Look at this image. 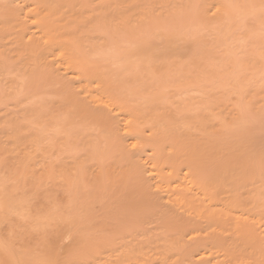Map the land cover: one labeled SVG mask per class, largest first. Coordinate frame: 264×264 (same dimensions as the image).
<instances>
[{
  "label": "bare ground",
  "instance_id": "1",
  "mask_svg": "<svg viewBox=\"0 0 264 264\" xmlns=\"http://www.w3.org/2000/svg\"><path fill=\"white\" fill-rule=\"evenodd\" d=\"M236 1H239V0H236ZM255 1H257V0H255ZM259 1L255 2L254 4L257 5L259 3ZM84 2L86 5L89 2V0L88 1L84 0ZM192 2H193V0H192ZM222 2H223V0H222ZM224 2H225V4L227 3L226 0ZM9 3L10 4L8 5V2H7V4H6L7 8L3 9L1 14H0L1 15L0 31L1 30H4L6 32L8 31L9 33H7V34H10L11 39L14 40L19 45V47H18L19 50L17 53H15V56L20 58L21 55H23V54L27 55V58L30 59V62L33 64L32 67H34V68L33 69H32V67L27 68L28 70H30L28 72L25 71V70H27L26 67H24L25 70H24V68H23V70L20 68V67H23L24 65L27 66L26 63L23 65V64H21L22 63L21 62L20 64L23 66H20L19 63L17 64L16 70L18 71V69H20L18 71L20 73H17L19 78L22 79L24 76L26 78L24 80V83L26 81V83L24 85L32 82L33 80L35 82L38 81L36 79L38 77V79L41 80L44 85L48 84V82L50 81L49 85L52 84L51 86L55 88V86H53V85H58V83H60L63 79H64L63 82L67 80L65 83L61 82L62 83V86H61L62 91H60V93L62 94V95L60 94L62 96L61 97L62 100H60V101H62L61 105L64 108V114H65L64 117L61 116L62 114L61 115L59 114V116H61L62 118L54 116L56 111H54L53 107H52L53 109H50V107L52 105H50V107L48 109H46V108L43 109V111H42L43 107H41V111L44 112L46 110V112H47V110H50V111L53 110L54 115L49 114V116H48V118L50 117L52 119V122H55L56 120H58V124H59V120L61 119V122L59 124V126L61 125L60 130L63 129L65 134L63 135V133H62V136H61V134L59 133L60 130L58 131V133L61 137L59 138L60 141L58 140L57 141L58 143H56V144L59 146V150L62 149L64 151L68 152L69 151L68 149H70L71 151H69V152L70 153L74 152V154L72 155L68 152L67 154L72 155V156L68 155L71 159L67 158L68 156H67V154H65L66 157L65 156L64 157L68 160L65 161L64 157L59 156L60 158H62V161L61 160L57 161L56 164L53 161V163L49 164V166L46 164L47 165L46 166L47 167L46 172H45V170H46L45 166L41 165L42 167H40V168L43 169V171L41 173V174H43L41 176V179L43 177L44 181H46V180L52 178L51 182H53V184L55 183L54 180H56L58 182V183H55L53 185V189H50V187H49V189H47V190H50V191H48V193L49 192H51V193L47 194V192H46L47 190H46L44 193L46 195H45V197H43L44 194H42V191H44V190L41 189L42 191L40 190L41 192H38L39 188H37V189H36V187L30 188L29 184H28V186H27V184H24L25 180L28 181L29 179L33 178V177H31L30 173L33 172L32 176L36 177L34 175V170H36V169L33 170V166H34V164H36V161H37L36 158L41 155L40 159L38 158L39 159L38 161H40L43 158H45V159H43L45 161L48 157V156H46L47 152H49L48 154H50L51 156L53 153L52 151L51 152L48 151L49 150L48 147L50 145V142L47 141L48 138L46 140L47 141L46 142L47 143V151H46L45 150L46 144H44L45 139H43V138H45V136H44V134H42V136H40L41 134L39 135L40 130H38L39 127H37V124H40L43 122H38L40 120H37L38 123H36L35 122L36 119H35V121L33 120L36 123V127H37L36 132H38V133L36 134L34 132L36 135L32 131L30 133H33V134L30 135V133H29L28 135H30V136L27 135V133L30 131V130H28V128L33 127L35 125H31V126L26 125L28 128L26 129V126H25V129H24V128H21V125L24 126V124L21 123V125L20 124L16 125V126H20L19 130L17 128L15 130H14V128H12L13 132H11L9 134V136L12 135V137H10V138L8 137L10 140H8L7 138L5 139L4 136H3V138L5 139L4 141L0 139L1 143H2V141L4 143L7 140V141H9V142H7V144H9V145L11 143L14 144L13 146L11 144V146L12 147L15 146L14 149L17 151V155H13V157L11 154H9V153H12V151H14L12 147H10L8 145L6 147L5 145H3L5 148L0 147V150H1V152H3V150L5 149V152H3L2 154H4V153L6 154V152L10 151L8 153V155H9L8 157L4 154L5 157L8 158L11 161V163L13 160H11L10 157L12 159L13 158L16 159L13 161V162H15L13 164V166L16 167L17 164H18V166L20 165V167H18L17 169L19 171L20 170L22 171L21 173L18 171L19 173L17 175L12 174L14 176H12V175L9 176L10 173H8V175H6L7 172L4 175L0 174V230L2 229L0 231V234H1L0 236L1 237L5 236V237H3V239L0 237L1 238L0 239V260L6 261L7 264H71V263L72 264L73 263L80 264L79 261L83 262V261H81L82 259L86 260L88 258L87 260H89L90 256H91V258H93V257L97 256V255H95L96 253L99 255L101 252H105L104 249L103 250L100 249V253L96 252L97 247L101 246L99 241H101L102 239H105L108 241L111 238H112V240H114V237H117V236L121 237L124 233V230H128L129 227L131 228L130 224L132 221L128 218L130 220V224H129L128 220L124 219L125 216L127 217L128 215H125L123 217V215L126 212H125V209L123 210L122 205L126 204L125 206H128L129 208L128 207L127 208L129 210H131L130 208L133 209L134 204H135L136 208H137V209L134 208L135 211H137V210H139L137 212L144 211L145 210V204L144 203H147V204L149 203L148 199L146 198V195L148 196V194H150V195L152 194V195H154L153 197L156 196L157 197L156 199H158L156 203H158V201H160L162 203V199L166 200V202L163 201L165 203V206H166V212H167L166 215L164 213L162 214L163 209L161 208L162 206L160 207V209H162L161 214L165 215V218H164L163 222H161V224L164 223L163 226L166 227V229L168 230L170 238L168 235H166V237H168V238H165V240L167 241V242H165V241H163L164 237L162 240V238H161L162 236L158 235L160 237V240H162V241L157 242L156 244L154 243L155 245H152V243H150V242H153L152 240H154V238H151V237L148 238L151 247H149V244L147 245V243H146V242H148V240L146 242H144L145 246L147 245L146 247H149V249L146 248L147 251L145 249L143 250V248H145V247L142 246V242H141V245L138 244L135 247H132L130 244L129 249L122 251V253H120L121 251L118 252L119 256L116 255L117 256L116 257L117 262L115 259L111 260L112 262L113 261L116 262V263L113 262L114 264H182V263H184V264H187V263L188 264H264V208L261 209L264 206V205H262L264 199L262 197V201L259 202L261 204H258L257 201H256V203H254L255 202L254 194H252L249 191V189H251V187L248 189L246 187V189H247V190L245 189L246 195H247L246 197H243V192L241 190V189H243L244 186H248V185H246V183H247L246 181H249L248 180L250 178L249 174H252L251 173L252 171H250V170H253L252 168H254V167H252V166H254L253 161H255L257 163L258 159L259 160L263 159V157L261 158L262 155H260L261 151H258V150H260V148L258 149V147H260V145L255 143L256 141L250 140V139H252V138H250L251 136H249L250 139L248 137L246 138L245 135H243L244 133H242V132H240V133L245 138L243 136H240V134L238 132L237 133L239 134L238 135L239 137H236L237 135L235 137H232V135L230 133H232L233 131L228 133L231 135V137H229L227 134H226L227 136L225 135V133H227L225 131V129H226L225 124H224L225 122H223L224 120L222 121L219 117V116H222V114L218 116V114L220 113V111H217L219 106L218 105L215 106V104H217L218 102H216L214 104V106L217 107V109L214 107L213 108L214 110L211 108L212 110L210 112L204 111L205 113L202 112V114H200V115H196V114L192 115V114H189V112H190L189 110H191V109L193 110L194 108L191 107V109L188 110L189 107L185 101H183V102L185 103V106H187V107H185L186 109L181 108L182 106H180V104H179L181 102L176 103L179 99L176 100V102H173V105L175 104L176 108H174L175 106L168 105V104H171L172 102L170 100L171 98H169L170 96L168 97L169 101H170L169 103L167 102L168 100L167 101L165 100L167 95H168V93H166L167 91L164 88L166 86L163 87L161 85L163 87V89L166 91V92H164V90H159V89H162V87L158 88L157 85L159 83L156 84V87L152 84L153 82H155V80L152 83L149 82L150 76L155 74V77H156V72L160 71V70L156 71V69H159V68H154V66L152 64V63H155L154 61H156V60H154V58L157 59L156 57H158L159 55H162V59H164V60H162V63L164 62L165 64H168L165 67L169 66L171 69L172 68L171 66H173V65L170 66L168 61L165 62V60H168L170 58V55H171L172 59H173V57H178L175 55L176 53H177V55L180 53H183V55H186V54H184V52L186 53L187 47L182 45L180 47V50L177 51L179 49V47L173 46L174 41L171 40V41H173L172 46H171V43L168 42L169 44L164 45V47L166 49L163 47V45H161L163 47V48H161L162 52L160 51V48H159V52H158V48L155 46V44H156L155 40L153 43H150V42L148 43V41L145 42L146 38H148V37L144 38L145 41L142 40L143 42L142 41L139 42L137 39L136 42H138V43L133 44L134 46H132V48H127V49L124 48V46H123V48H122V46H120L122 49L120 47H118V43H115V40L113 43L117 44L116 46H115V44L105 46L107 43L104 45V42H107V40L106 41L104 40V42L102 44L99 43L100 41L98 42L97 40L95 41V43L93 41H92V43H90L88 40H86L87 42H89L92 45L95 44L94 46L97 45L96 42L99 43V47L96 46L97 47V48L95 47L96 49L94 47H93V49L90 48L91 51H88V52H90V54H91L90 55V54H87V52L81 51L82 45L79 42H83V41H80V39L82 40L81 36L84 37L83 36L84 33L82 34V33L77 32V34H76V31L77 30L79 31L80 27L82 25L80 24L81 26L80 27L78 26L79 27L78 28L76 24L79 25V23H75V25L77 27V28L75 27L76 28L75 32H74V26L75 25L73 27H70L72 25V24H70V22L77 18V16H78L77 13L80 12V9L84 5V3H80V0H12V2H9ZM186 3H188V2H186ZM107 4H110V3L107 2ZM112 4H114V3H111V5ZM188 4H190V3H188ZM237 4H238V2H237ZM249 4H250L249 8L254 5V4L251 5V2ZM0 5H3V4L0 2ZM190 5H192V4H190ZM231 5L232 4H229V6H231ZM114 6H115V4L113 5V7ZM177 6L179 7V5H177ZM222 6H224V5L222 4ZM240 6H241V4H240ZM244 6H245V4L243 5V7ZM217 7L219 10L221 9L219 6H217ZM217 7H216V9H217ZM243 7H242V9H240L239 7H236V5H235V8H237V10L239 12H240V10H242L244 12L248 8V6H247V8H245V10H243ZM111 8H112V6H111ZM226 8H224V9H226ZM103 9H105V8L103 7ZM103 9H101V11ZM231 9H232V6H231ZM97 10L95 12H97ZM117 10H118V7H117ZM205 10H206V8H205ZM232 11H236V10H234V8H233ZM118 12L119 11H116L115 14L116 13L118 14ZM124 12H123V14L126 16V18H128L127 13H129L130 11L129 12L126 11L127 12L126 14ZM179 12H180V10H179ZM224 12H225V10H224ZM112 14H114V13H112ZM215 14H219V15H217V17H219V16L221 17L220 13H214V15ZM90 15H91V13L88 16H90ZM148 15H149V12H148ZM109 16L110 15H108V17ZM211 16H212V14H211ZM80 17L82 18V20H79V18H77L76 20L77 21L79 20V22L80 21L83 22L84 20L87 21V19L83 20L82 16H80ZM91 20L92 19L89 18V21H91ZM98 21H99V19H98ZM129 21L127 20V22H129ZM140 21L142 23L144 22L143 19ZM124 22H126V21H124ZM146 22H145V24H146ZM244 22L246 23V21H244ZM93 23H95V22H93ZM119 23L117 21V24H119ZM149 23H151V22H149ZM157 23H159L158 20H157ZM120 24H122V23H120ZM120 24L118 26H120ZM224 24H226V23H224ZM224 24H221V26H223ZM95 25H96V23H95ZM130 25H132V24H130ZM102 26L104 27V24ZM102 26H99V27H102ZM118 26L116 25V27H118ZM186 26H187V24H186ZM227 26L224 29L229 28V31H230V28H232V27H227ZM110 27H111V25H110ZM121 27H125V26H120V29H121ZM126 27H128L127 23H126ZM188 27L189 26H187L185 28V30ZM87 28H89V30H90V27H87ZM113 28H115V27L113 26ZM182 28H184V27L182 26ZM84 29L82 31L85 32L86 30H84ZM109 29L110 28H108V30ZM136 29H138V27ZM216 29L220 31L221 28L218 29V27H217ZM92 30L93 29H91L89 32L86 31V33L87 32L91 33ZM115 30H118V29L116 28ZM214 30H215V28H214ZM107 31H104V32L106 33ZM119 31L121 32V30H119ZM129 31H131V30H129ZM180 31H178V32H180ZM222 31H224V30H222ZM160 32L161 31H159V36H161L163 34L162 33L160 35ZM232 32H233V30H232ZM5 33L1 32V36H3ZM112 33H111V35H113ZM153 33H151L152 36L154 35ZM166 34H167V36H169L168 33H166ZM76 35L78 37H76ZM180 35L178 34V36H180ZM224 35H226V34L224 33ZM155 36H156V34L154 35V37ZM79 37H80V39H79ZM103 37H104V35H103ZM199 37H202V35ZM160 38L161 37H159V38L157 37V41ZM148 39L150 40V38H148ZM101 41H103V40H101ZM128 41H126V42H128ZM175 41H176V38H175ZM180 41L183 43L182 39ZM87 42L84 44H88ZM117 42H118V40H117ZM121 42H124V40ZM160 43H161V41H160ZM162 43H167V42L162 41ZM178 43H179V41H178ZM119 45H121V44H119ZM158 45H160V44H158ZM168 45H170L169 48H168ZM100 46L101 47L103 46L104 48L106 47V49H103V47L100 48ZM107 47H111V48L108 49ZM83 48H84V46H83ZM84 49H83V51H84ZM86 49H88V48H86ZM99 49H100V51L98 52ZM163 49H165V50L163 51ZM93 50L95 52L99 53L100 56L95 54V52L92 53ZM103 50L104 51L106 50V51L103 52ZM109 50H111V51H109ZM261 50H263V49H261ZM187 51H188V48H187ZM195 51H197V50L195 49ZM198 52H199V50H198ZM202 52H204V51H202ZM159 53H161V54H159ZM191 53H193V51ZM261 53H262V51H261ZM231 54L233 55V53H231ZM258 54H260V53H258ZM94 55H96L97 59L91 60V58H93ZM173 55H175V56H173ZM192 55H194V54H192ZM262 55H263V53H262ZM262 55H260V56L262 57ZM164 56H166V57H164ZM168 56H169V58H168ZM179 56H182V55H179ZM199 56H201L200 53H199ZM100 57L103 58L104 64H107L106 60H108L110 63L107 64V66L105 65V67H104V64L102 63ZM183 57L185 58V56H183ZM188 57H190V56L188 55ZM187 58L185 60H187ZM200 58H199V60H200ZM229 58H230V56H229ZM192 59H193V57H192ZM15 60H16V58H15ZM18 60H16V61H18ZM96 60H98V61H96ZM179 60H178V62H179ZM95 61H96V63H95ZM194 61H196V60H194ZM235 61H236V59H235ZM2 62L4 63V60ZM222 62H223V60H222ZM228 62H231V60ZM160 63L156 62V64H159L158 66L161 65ZM164 63H163V65H165ZM182 63H184V61L181 62V64ZM224 63H226V62H224ZM156 64H154L155 67H157ZM181 64H179L180 67L183 66V64L182 65ZM198 64L200 65V63H198ZM3 65L1 64V67ZM13 65H15V64H13ZM97 65L102 66V67H100L101 69ZM255 65L256 64H254V66ZM106 67L108 70H105ZM162 67L164 68V66H162ZM31 69L33 71L35 70L34 72L37 75V76L35 75L36 77H34V78L31 77V75L33 73V72H31L32 71ZM102 69H104V70H102ZM170 69L167 68V70H165V68H164L165 74ZM172 70H174V69H171V71ZM180 70H182V69L180 68L179 71ZM204 70H206V69H204ZM214 70H215V68H214ZM7 71H10V70H7ZM24 71H25V75H24ZM216 71H218V70H216ZM12 72H10V73H12ZM26 72H27V74H26ZM29 72L31 73V75L29 77H27ZM14 73H15V71H14ZM4 74H3V77H5ZM17 74H15V75H17ZM157 74L159 75L158 72H157ZM160 74H161V72H160ZM184 74H186V73L184 72ZM191 74L193 75V73H191ZM213 74H216V73L213 72ZM223 74H225V73H223ZM7 75H9V74H7ZM168 75H170V74L168 73ZM200 75H203V74H200ZM220 75H221V73H220ZM188 76H186V77H188ZM61 78H62V80H61ZM160 78H161V75H160ZM209 78H211V77H209ZM151 79H153V78H151ZM212 79H215V78H212ZM27 80H31V81L28 82ZM34 81H33V83H34ZM41 81H39V82H41ZM51 81L54 83H51ZM156 81H157V79H156ZM158 81H160V80H158ZM191 81H193V79H191ZM216 81H218V80H216ZM227 81H229V80H227ZM240 81H241V79H240ZM4 82H5V80H4ZM185 82L192 83L188 79ZM185 82H184V84H185ZM200 82H201V80H200ZM42 83H40L39 85H41ZM161 84H163V82ZM166 84H168V82ZM196 84H198V83H196ZM37 85H35V86H37ZM186 85H188V84H186ZM220 85H221V83H220ZM226 85H227V83L225 84V86ZM27 86H28L27 89L29 90V87L31 85L30 86L27 85ZM181 86L183 89L182 83H181ZM181 86H180V88H179V85L177 87L179 89H181ZM225 86H224V88H225ZM170 87H172V85H170ZM221 87H223V85ZM229 87L231 88V84ZM233 87H237V86H233ZM46 88H48V86ZM156 88H158V90ZM185 88L187 89V86ZM215 88H217V87L215 86ZM173 89H175V91L177 90L174 87H173ZM234 89L236 90L237 88H234ZM240 89H242V88L240 87ZM33 90H34V88H33ZM225 90H227V87ZM38 91H40V90H38ZM51 91H52V89H51ZM170 91H169V93H170ZM185 92H182V93H185ZM25 93H26V91H25ZM48 93H50V91ZM52 93L53 92H51V94ZM165 93H166V95H165ZM179 93H181V92H179ZM179 93L177 91V94H179ZM186 93H188V92H186ZM232 93L233 92H231V94ZM170 94L172 96V92ZM185 95H188V94H185ZM223 95H224V92H223ZM239 95H240V93H239ZM29 96H30V94H29ZM179 97H181V95ZM215 97H214V99H215ZM188 98H189V96H188ZM184 99H186V98H183V100ZM190 99H191V97H190ZM214 99L212 98L211 102ZM222 100L224 101V99H222ZM193 102H195V101L192 100L191 104H193ZM204 104H205V101H204ZM163 105H166L165 107L169 106V108L162 107ZM182 105H184V104L182 103ZM195 105H193V106H195ZM211 105L213 106V103ZM211 105H210V107H211ZM177 106H180V109ZM204 106L205 105H203V108H204ZM196 107H198V106H196ZM161 108H163V110H161ZM203 108L200 107L201 110ZM239 108H240V105H239ZM34 109L36 110V108L33 107L32 110L34 111ZM200 109H198V110H200ZM38 110L40 111V107H38L37 111ZM60 110H57L58 113L60 112ZM201 110L199 112H201ZM62 111H63V109L61 110V113H62ZM193 112H195V110ZM41 113L39 114L40 116H41ZM35 114H36V112L34 113V115ZM42 114H43V116H45L44 113H42ZM56 114H57V112H56ZM225 115H228V114H225ZM36 116H38V115L36 114ZM40 116H38L39 117L38 119H40ZM226 117H229V116H226ZM18 118H17V120H18ZM50 118L48 119L49 121H51ZM231 118L232 117L229 118L230 122L232 121ZM18 121L20 123V120H18ZM33 121L30 120V122H33ZM226 122H227V120H226ZM232 122H236V121L233 120ZM232 122H231V124H232ZM47 123H46V125H47ZM245 123H248V122H245ZM12 124H14V123H12ZM28 125H30V123ZM89 125H91L92 127L94 126L93 128L98 130L95 133H97V132L100 133V134L97 133L99 138L101 137L99 139L100 145H101L102 139H104L103 141H105V139L108 138V140L105 141L107 145L104 144L105 142H102L103 146L108 147L106 149L107 152L105 150H103V148H105V147H102V145L100 146L98 144L99 145L98 146L97 144L93 143L92 140L94 138L91 140L92 136H90L89 133H87L88 136H85L88 139H86L84 137L85 132H86L84 130H86L87 129L86 126H89ZM91 126H90V128L92 129ZM231 126H233V125H231ZM44 127H45V124H44ZM55 128L57 129V127H55ZM83 128H84V130H83ZM90 128L87 130H91ZM241 128L243 129V127H241ZM33 129H34V127H33ZM39 129H41V128H39ZM24 130H26V133ZM42 130H43V128H42ZM14 131L18 132V134L15 133ZM19 131H21V132L24 131V133L26 135L24 133L19 132ZM68 131H69V133H68ZM72 131H74V132H72ZM220 131H221V133H220ZM240 131H241V129H240ZM48 132H49V130H48ZM222 132H224V133H222ZM7 133H9V132H7ZM74 133H75V136L77 135L76 137L73 136ZM77 133H79V134H77ZM95 133H92V134L95 135ZM218 133H219V135H218ZM223 134H224V136H223ZM34 135L37 136L38 139ZM38 135L40 137H43V136L44 137L40 138ZM50 135H52V134H50ZM46 136H47V134H46ZM63 137H64V139H62ZM261 137L263 138V136H261ZM0 138H1V136H0ZM39 138H40V140H39ZM50 138H51V136H50ZM54 138H55V136H54ZM82 138H84V139H82ZM57 139H58V137H57ZM57 139L56 138L53 139L52 143H53V141L56 142ZM89 139L92 141L94 146L97 145L96 147H98V149H97L98 153L97 152L92 153V152H94L96 147L94 148L93 144L90 143L91 141H89ZM42 140H43V144H42ZM81 140L83 141L82 142L83 144L79 143V142H81ZM95 140H97V138ZM36 141H38V143H40V145ZM263 141H264V139H263ZM263 141H262V144H263ZM36 143L38 144V147H40L41 144L44 145L45 146V147L43 146V149L45 148L44 151L41 148L39 149L37 147ZM76 143H79L77 145L78 146L80 145V147H84V149H86L85 147L92 145L93 146L92 149L89 150V152L90 151L91 152L86 153L84 155H82L83 152H82V154H79V152L78 153L75 152L77 150V147H78L76 145ZM259 143H261V142H259ZM53 144H55V143H53ZM58 146H56V147H58ZM72 147L75 148L76 150L73 151ZM93 148H94V150H93ZM99 148H100V151H99ZM84 149L80 148V151L84 150ZM108 149H109L111 154L109 153ZM16 151H14V152L16 153ZM102 151H103V153H101ZM107 153H109V155ZM61 154H62V152H61ZM34 155H38V156L36 157ZM50 155H49V157H50ZM34 157H36V158H34ZM57 158H58V156H57ZM48 159H50V158H48ZM50 161L47 160V162H50ZM53 164H54V166H52ZM256 165L259 166V163ZM10 166H12V164ZM43 166H44V168H43ZM28 167L29 168L32 167L33 171L30 172L31 170ZM37 168L39 169V167H37ZM3 171L5 172V170H3ZM38 171L39 170H36L35 172H38ZM40 171H41V169H40ZM14 172H16V171H14ZM48 174H49V176H48ZM36 178H34V179H36ZM34 179L29 180V182L34 183ZM23 180H24V182H23ZM86 180H87V182L88 181L89 182L87 183ZM27 181H26V183H27ZM47 182H49V180L46 181L45 183H47ZM84 182L86 185L83 184ZM249 182H251V181H249ZM37 183H35L34 185L38 186L39 184H37ZM89 183H91V184L88 187L87 185ZM56 184H58V186H56ZM30 185H32V184H30ZM47 185H49V183ZM94 185L96 187V188H94V191H93L94 194H93V192L87 191V189H85L87 187L89 189L90 187H92ZM252 185H253V183H252ZM45 186H46V184H45ZM259 187L260 186H258V188ZM47 188H48V186H47ZM254 188H256V187H254ZM95 189H96V192H95ZM89 190H93V189L90 188ZM245 190H243V191H245ZM256 190H257V188H256ZM60 192H61V194L63 193L62 196H61V194H59ZM88 192H89V194H88ZM96 193H98V196ZM113 193H115V195H113ZM259 193L255 194L258 198L257 199L258 201H260L261 196L263 195V194L260 195L261 193L260 194ZM90 194H91V198H88L90 196ZM95 194H96V196H94ZM105 194L106 195L112 194V197L114 196L115 199H110V195H108L109 197H107V196H105ZM37 195H39L41 197L38 198L39 196L37 197ZM57 196L63 197V200H61V198L55 199L54 197H57ZM64 197H66V199H64ZM96 197H99V198H97V200H99L100 197H101V199L103 198V200H104L103 201L100 199L98 201L99 202L98 205H100V201H101V203H102V201L104 203H106L105 200H107V199H109V201L112 200V202L110 201V203H113V205L115 202V205L112 206L107 200V202L109 204L108 203H106V204L109 208L105 206V207H102V209L104 210L107 208L106 211L109 210V212H112V210H110V209H113L116 206L115 209H117L116 211H118V213L115 210H113L116 212V214L114 215L113 213H115V212H112V215L110 213L109 217H107L108 216L107 213H109V212H106L105 210L103 212L104 214L102 213L101 215H99V213H101L102 209L100 210V212H99V209H97L99 213L98 212L96 213L97 210L94 209L96 207L95 205L97 203V200H95ZM41 198H43V200ZM94 201H95V203H93ZM58 202H60V203H58ZM92 204L95 207H93ZM255 204H258V205H255ZM117 205H119V206L121 205L120 207L122 209L118 206L119 207V210H118ZM259 205H261V206H259ZM101 206H104V204L102 203ZM154 207H157V206L155 205ZM259 207H261V208H259ZM34 208H36V209L38 208L39 213L43 212V211L44 212L41 214H39L38 212L36 213V209L33 210ZM91 209L95 212H93ZM158 209H159V207H158ZM123 211H124V214H122ZM104 215H107V216H105V219L106 218L109 219L110 222L113 221L112 222L113 225H111V224L110 225H111V227L113 226V228L115 230L112 231V229H111L112 233L108 235L111 238H109V237L106 238L107 237L106 236L105 238L101 239V237H100V239H99L98 237L101 236L105 230L102 231V233H101V232H99L100 230L98 231L96 228V230L99 233H101L100 235L98 234L99 236H96L97 233H96V235L93 234V233H95L94 231H96V230H94L93 232H92V230L98 224L103 223L102 221H98L97 219L101 218L99 216H104ZM137 215H139V214H137ZM162 215H160V216H162ZM141 216H143V215H141ZM131 217H132V215H131ZM160 218L162 219V217H160ZM105 219L102 218L104 223L109 224L107 221H105ZM142 219H140V220H142ZM134 220H136V219H134ZM19 221L20 222L22 221L21 225H25L26 223H29L28 225L26 224L27 225L26 228L28 226L30 227V225H31L30 229L34 228L35 231L41 232L40 236L38 233V236L41 238H39L37 236V234H35L36 239H37V240L36 239L35 240L37 242L41 241V239L43 240V241L39 242V243H42L41 245L39 243L37 244V242L34 239L31 242L28 241V239L26 237H25L26 238L25 240H27V243H26V241H25V243L22 242L24 240V238L22 239V241H19V243L21 242L20 243L21 245L24 244V246H21L20 249L16 248V246H17V245H15L16 243L14 244V242H13L14 245H12V242H10V241H13V240H10L11 233H12L11 231L16 226V225L14 226V224H17ZM97 221L99 223H95ZM14 222H16V223H14ZM121 222H122V224H121ZM134 222H132V224ZM126 223H128V224H126ZM136 224H138V223H136ZM48 225L50 227H55V225H56V227L59 228V230H60V231L54 230L55 232L53 230H51V233L53 231V233H52L53 239H52V236L48 232H46L48 230L45 231L48 235L44 234V231L42 233L41 228L46 229V227H49ZM110 225H108V226L110 227ZM123 225H126V226L123 227ZM98 226H100V225H98ZM127 226H129V227H127ZM138 226H139V224H138ZM10 227H12L11 230H10ZM103 227H105L104 224H103ZM103 227H101V229ZM135 227H136V225H135ZM88 228H89V230H91V229L92 230L90 232H88L89 231ZM34 230H32V231H34ZM86 230H88V231H86ZM130 230H128V231H130ZM57 231H59L60 234ZM85 231H86V233H85ZM120 231H121V233L122 232L123 233L120 234ZM23 232H24V230H23ZM56 232L58 235L55 234ZM64 232L67 233V237H69V236L71 237V244H69L70 240L66 242V240L69 238L64 237V236H66V235H64V234H66ZM87 232H88V236H87ZM115 232H116V234H115ZM131 232L132 231H130L129 234ZM165 232H163L162 234L163 235L166 234ZM43 234H44V236L45 235L47 236L46 238L51 237V240L50 239L46 240V238L44 239ZM91 234L93 235L92 237H91ZM133 234H135L134 231H133ZM113 235H114V237H113ZM150 235H148V236H150ZM35 236L32 235V236H28V237L34 238ZM135 236L136 235H134V237ZM155 236H157V235H154V237ZM6 237L9 238V241L4 240V238H6ZM12 237H11V239H14V237L13 238ZM86 237H87V240L82 241L83 239H86ZM62 239L65 240L66 243L65 242L64 243H65L66 247H65V245H62L61 243H59V241H61ZM137 239H138V237H137ZM155 239H157V238H155ZM14 241H16V240H14ZM7 242H8V244H7ZM28 242L32 243L35 246L34 249L31 248L32 244L30 245V243H28ZM33 242H36V243H33ZM81 242L82 243L86 242L88 245H86L85 243L82 244ZM162 242L165 244V248L162 249V251H161L160 246L162 245ZM80 243H81V245H79ZM114 243H116V242H114ZM158 243L161 245H159ZM26 244L30 245V246L27 247ZM35 244H37L38 246H36ZM58 244H61V246H63L65 249L64 248L62 249L61 246ZM164 244L162 246H164ZM110 245H112V244H110ZM117 245H116V247H117ZM156 245L159 248L156 247ZM166 245H169V246L166 247ZM39 246H41V247H39ZM102 246L106 247L105 243H103ZM114 246H115V244H114ZM59 247L63 251H61L59 249ZM110 247L114 248L113 245ZM35 248L40 249L42 254L38 255L37 249H35ZM98 248H102V247H98ZM155 248L159 249L160 251L155 250ZM166 248H168L169 250ZM122 249H123V247H122ZM140 249H141V251H139ZM165 249L168 251H166ZM136 250H138V251H136ZM150 250H152V252H153V253L151 252L152 255L154 253L157 254V252L162 253L161 254L162 256L159 254L161 258L159 257V255H158V257H156L157 256L156 255V256H154V260H153V256L150 255L151 254ZM164 251H166L165 252L166 255L164 254L165 257L163 255ZM78 252L81 254H79ZM83 253H85V255ZM88 253H89V255H88ZM90 253H93V254L95 253V254L93 256ZM148 254L151 258L147 256ZM73 255H74V258H73ZM75 255H77V256H75ZM86 255H88V256H86ZM113 256H115V254H113ZM143 257H144V262H143ZM75 258H77L78 260H76ZM120 258L121 259L123 258V259L121 260ZM140 258L142 259L143 263L141 262ZM157 258H159L158 259L159 261L157 260ZM138 259H140V260H138ZM156 260L158 261L157 263L153 262Z\"/></svg>",
  "mask_w": 264,
  "mask_h": 264
},
{
  "label": "rangeland",
  "instance_id": "2",
  "mask_svg": "<svg viewBox=\"0 0 264 264\" xmlns=\"http://www.w3.org/2000/svg\"><path fill=\"white\" fill-rule=\"evenodd\" d=\"M86 1V0H85ZM88 1V0H87ZM110 1V2H109ZM89 0V2L85 5V2H84V0H80V3H84V5H83V7L80 9V12H78L77 14H78V16H77V18H79V20H82V18L80 17V16H82L83 17V20L84 19H87V21L86 20H84L83 22H79V20L77 21L76 19H74V20H72L71 22H70V24H72L70 27H73L74 25H75V23H79V25L78 24H76L77 25V27L79 26H81L80 27V32L77 30L76 31V25L74 26V32L76 31V34H77V32L78 33H84L83 34V36L84 37H82L81 36V38H82V40L80 39V37H79V39H80V41H83V42H79V43H81V45H82V52H87V54H90V52H88V51H91V49H93V47L95 48L96 46H98L99 47V43H103L104 42V40L106 41L107 40V42H104V45L105 46H107V45H111V44H115V43H118V47H120V46H122V48H123V46H124V48H132V46H134L133 44H136V43H138V42H136L137 41V39H138V41L140 42V41H142V40H144L145 41V39L144 38H146V37H148V38H150V40L148 39V38H146V41L145 42H147L148 41V43L150 42V43H153L154 42V40H155V46L158 48V52H159V48H160V51L162 52V50H161V48H163L164 47V45L166 44H169L168 42H170L171 43V46H172V42L174 41V44H173V46H175V47H179V49L177 50V51H179L180 50V47L183 45V46H186L187 48H188V51H187V48H186V53L184 52V54H186V55H183V53H180V54H178L177 55V53L175 54L176 56H178V57H173V59H172V57H171V55H170V58H169V56H168V60H165V62L166 61H168V63H169V65L171 66V65H173V66H171L172 68L171 69H174V70H172L171 71V69H170V67L169 66H167V67H165L166 65H168V64H165L164 62V64L165 65H163V63H162V60H164V59H162V55H159V54H161V53H159L157 56L159 57H156L157 59H155L154 58V60H156V61H154L155 63H152L153 64V66H154V68H159V69H156V71L157 70H160V71H157L158 73H159V75L157 74V72H156V77H155V74L154 75H152V76H150V79L151 78H153V79H149V82H153L154 80H155V82H153L152 84L156 87V84H158L157 86H158V88H160V87H164V86H166V87H164L165 88V90L167 91H165L164 89H163V87H162V89H159V90H164V92H166V93H168V95H167V97H166V101L169 103L170 101H169V98H171L170 100H171V104H168V105H172V106H175V104L173 105V102H176V100H178L176 103H179V102H181V103H179L180 104V106H182L181 108H185V107H187V106H185V103L183 102V101H185L186 102V104H188V110L189 109H191V107H193L194 109L192 110H189L190 112H189V114H192V115H200V114H202V112L203 113H205V112H210L215 106H219L218 107V110L217 111H220V113L218 114V116L219 115H221L222 114V116H219L220 117V119L223 121V122H225L224 124H225V131L227 132V133H225V135L227 134L229 137H231V135H232V137H235L236 135V137H239L238 135L240 134V136H243V135H245V137L247 138H249V136H251L250 138H252V139H250V140H253V141H256L255 143H257L258 145H260V147H258V149L260 148V150H258V151H261L260 152V155H262L261 156V158L263 157V159H258V161H257V163L255 162V161H253V165L254 166H252V167H254V168H252L251 166V168L253 169V170H250V171H252L251 173L252 174H249L250 175V178L248 179L249 181H251V182H249V181H246L247 183H246V185H248V186H244L243 187V189H241L242 190V192H243V197H246L247 195H246V190L248 189V188H250L251 187V189H249V191L252 193V194H254V197H255V202L254 203H256V201H257V203L258 204H261V203H259V202H261L262 201V197H263V199H264V141H263V139H264V0H257V1H255V0H239V1H234V0H226L227 1V3L225 4V0H223V2H222V0H193V2H192V0L190 1V0ZM196 1V2H195ZM259 1V3L256 5V4H254L255 2H258ZM262 1V2H261ZM0 2L3 4V5H0V14H1V12H2V10L3 9H5V8H7V2H8V5L10 4L9 2H12V0H0ZM5 2V3H4ZM107 2L108 3H110V4H107ZM182 2V3H181ZM186 2H188V3H190V4H192V5H190V4H188V3H186ZM208 2V3H207ZM237 2H238V4H237ZM244 2V3H243ZM246 2V3H245ZM251 2V5L252 4H254L253 6H251L250 8H249V3ZM111 3H114L115 4V6L113 7V5L114 4H112L111 5ZM232 4L231 6H232V9H231V6H229V4ZM243 3V4H242ZM262 3V4H261ZM5 4V5H4ZM203 4V5H202ZM216 4V5H215ZM222 4L224 5V6H222ZM240 4H241V6H240ZM245 4V6L243 7V5ZM248 4V5H247ZM177 5H179V7L177 6ZM194 5V6H193ZM235 5H236V7H239L240 9H242V7H243V10H245V8H247V6H248V8H247V10H245L244 12L242 11V10H240L239 8V10H240V12L237 10V8H235ZM247 5V6H246ZM6 6V7H5ZM108 6V7H107ZM111 6H112V8H111ZM182 8H181V7ZM187 6V7H186ZM189 6V7H188ZM217 6H219L221 9V11L218 9V7H217V9H216V7ZM103 7L106 9H103ZM117 7H118V10H117ZM133 7V8H132ZM173 7V8H172ZM227 7V8H226ZM253 7V8H252ZM115 10H114V9ZM184 8V9H183ZM193 8V9H192ZM202 8V9H201ZM205 8H206V10H205ZM224 8H226V9H224ZM233 8H234V10H236V11H232L233 10ZM95 9V10H94ZM98 9V10H97ZM101 9H103L102 11H101ZM108 9V10H107ZM183 9V10H182ZM216 9V10H215ZM250 11H249V10ZM97 10V12H95ZM111 10V11H110ZM179 10H180V12H179ZM224 10H225V12H224ZM86 11V12H85ZM113 11V12H112ZM116 11H119L118 12V14L116 13L115 14V12ZM125 11V12H124ZM129 12V13H127V12ZM207 11V12H206ZM214 11V12H213ZM223 11V12H222ZM83 12V13H82ZM105 12V13H104ZM123 12L126 14L127 13V17L128 18H126V16L123 14ZM148 12H149V15H148ZM81 15H80V14ZM88 13V14H87ZM91 13V15L90 16H88L89 14ZM112 13H114V14H112ZM179 13V14H178ZM204 13V14H203ZM214 13H220V15H221V17L219 16V17H217V15H219V14H215L214 15ZM223 13V14H222ZM227 13V14H226ZM233 13V14H232ZM96 14V15H95ZM161 14V15H160ZM165 14V15H164ZM167 14V15H166ZM211 14H212V16H211ZM93 15V16H92ZM108 15H110L109 17H108ZM130 15V16H129ZM133 15V16H132ZM135 15V16H134ZM154 15V16H153ZM210 16V17H209ZM229 16V17H228ZM96 17V18H95ZM145 17V18H144ZM171 17V18H170ZM0 18H1V15H0ZM81 18V19H80ZM89 18L90 19H92L91 21H89ZM130 18V19H129ZM133 18V19H132ZM98 19H99V21H98ZM143 19V23L140 21V20H142ZM146 19V20H145ZM150 19V20H149ZM171 19V20H170ZM112 20V21H111ZM127 20L129 21V22H127ZM149 20V21H148ZM157 20H158V22L159 23H157ZM163 20V21H162ZM167 20V21H166ZM229 20V21H228ZM250 20V21H249ZM75 21V22H74ZM117 21H118V23L120 22V23H122V24H120V26H125V27H121V29H120V26H118L119 24H117ZM124 21H126V22H124ZM147 21V22H146ZM225 21V22H224ZM231 21V22H230ZM235 21V22H234ZM244 21H246V23L244 22ZM249 21V22H248ZM91 22V23H90ZM93 22H95L96 23V25H95V23H93ZM110 22V23H109ZM124 22V23H123ZM141 22V23H140ZM145 22H146V24H145ZM149 22H151V23H149ZM187 22V23H186ZM108 23V24H107ZM112 23V24H111ZM126 23H127V25H128V27H126ZM161 23V24H160ZM170 23V24H169ZM182 25H181V24ZM189 23V24H188ZM192 23V24H191ZM224 23H226V24H224ZM229 23V24H228ZM237 23V24H236ZM69 24V25H70ZM81 24V25H80ZM104 24V27L102 26ZM124 24V25H123ZM130 24H132V25H130ZM134 24V25H133ZM139 24V25H138ZM141 24V25H140ZM186 24H187V26H189L186 30H185V28L187 27L186 26ZM199 24V25H198ZM221 24H224L223 26H221ZM246 24V25H245ZM248 24V25H247ZM91 25V26H90ZM107 25V26H106ZM110 25H111V27H110ZM116 25L118 26V27H116ZM130 25V26H129ZM198 25V26H197ZM203 25V26H202ZM208 25V26H207ZM228 25V26H227ZM98 26V27H97ZM99 26H102V27H99ZM113 26L115 27V28H113ZM135 28H134V27ZM142 26V27H141ZM146 26V27H145ZM162 28H161V27ZM181 26V27H180ZM182 26L184 27V28H182ZM215 26V27H214ZM232 27V28H230V31H229V28H226V29H224L225 27ZM76 27V28H75ZM78 27V28H79ZM87 27H90V30L91 29H93L92 31H91V33H88L90 30H89V28H87ZM138 27V29H136ZM151 27V28H150ZM215 28V30H214V28ZM218 27V29H220V31L219 30H217L216 28ZM85 28V29H84ZM87 28V29H86ZM108 28H110L109 30H108ZM113 30H112V29ZM118 29V30H115V29ZM234 28V29H233ZM86 30V31H88L87 33H86V31L84 32V31H82V30ZM123 29V30H122ZM134 29V30H133ZM151 31H150V30ZM175 29V30H174ZM184 29V30H183ZM99 30V31H98ZM108 30V31H107ZM119 30H121V32L119 31ZM129 30H131V31H129ZM142 30V31H141ZM181 30V31H180ZM222 30H224V31H222ZM232 30H233V32H232ZM103 31V32H102ZM104 31H107L106 33L104 32ZM115 31V32H114ZM117 31V32H116ZM135 31V32H134ZM155 31V32H154ZM159 31H161L160 32V35L161 36H159ZM178 31H180V32H178ZM1 32H3V33H5L6 31H4V30H1L0 31V67H1V64L3 65L4 63V65L0 68V136H1V140H5L6 138L8 139V140H10L9 138L10 137H12V135H10L9 136V134L11 133V132H13L12 131V128H14V130L17 128L18 130H19V127L20 126H16V125H18V124H20L21 125V123L22 124H24V126H22L21 125V128H24L25 129V126L27 125V126H31V125H35V126H33L34 127V129H33V127H27L26 126V129L28 128V130H30L28 133H27V135L32 131L33 133L35 132L36 134L38 133V132H36L37 130H36V128L37 127H39V128H41V129H39L38 128V130H40L39 131V135L40 136H42V134H44V136H45V138H43V137H40L39 135V137L40 138H43V139H45L44 140V144H46V151H47V141H49L50 142V145H49V150L48 151H52L53 153H52V156L50 155V154H48L49 152H47V154H46V156H48L47 157V159L44 161L43 159H45V158H43V159H41L40 161H38L39 159H40V157H41V155L39 156V157H37L38 155H34V156H36V157H34V158H36L37 159V161H36V164H34V166H33V170L34 169H36V170H39L38 172H35L36 170H34V175L37 177H34V176H32V167L31 168H29L31 171L30 172H32V173H30L31 174V177H33V178H31V179H34V178H36V179H34V183L32 182H29V180H31V179H29L28 181L27 180H25V183L24 184H27V186H28V184H29V186H30V188H32V187H36V189L37 188H39V191L38 192H41L42 190H44V191H42V194H44L45 193V191L47 190V189H49V187H50V189H53V185L55 184V183H58L56 180H54V184H53V182H51V179L52 178H50V179H48L49 180V182H47V183H45L46 181H48V180H46V181H44V179H43V177H42V179H41V176L43 175V174H41L42 173V171H43V169L42 168H40V167H42L41 165H44L45 166V168H46V170H45V172L47 171V165L49 166V164H51V163H53V161H54V163L56 164V162L57 161H62V158H60L61 156L62 157H64L65 156V154H67L69 151H71L70 149H68L69 151L67 152V151H64V150H59V146L56 144V143H58L57 141L59 140L60 141V137L62 136V133H63V135L65 134V132H64V130L62 129V130H60V126H59V124H60V122H61V119L59 120V124H58V120H56L55 122L58 124H56L55 122H52V119L50 118V120L51 121H49L48 119V116H49V114H53V110H47V112H46V110L44 111V112H42L43 111V109H48L49 107H50V105H52L51 107H50V109H53L54 108V111H56L57 112V114H56V112H55V115L54 116H57V117H61V116H63L64 117V108L62 107V101H60V100H62V94L60 93V91H62V83H65L66 81H64L63 82V80H62V78H61V82L60 83H58V85H53V86H55V88L54 87H52L51 85H49L50 84V81L48 82V84H46V85H44L43 83H42V81L41 80H39L38 79V77L36 78L38 81H34V83H33V81L32 82H30V83H28L29 81H31V80H27L28 82V84H26V85H24L25 83H26V81H25V83H24V80L26 79L25 78V76L21 79V78H19V76H18V74L17 73H20V72H18L20 69H18V71L16 70V67H17V64L19 63H21V64H27V66L26 65H21L20 64V66H23V67H20L22 70H23V68L24 67H26V69L27 68H31L32 67V63L30 62V59H28L27 58V55H21V57L20 58H18V57H16L15 56V53H17L18 52V47H19V45L14 41V40H12L11 39V35L10 34H7V33H9L8 31L3 35V36H1ZM100 32V33H99ZM113 32V33H112ZM129 32V33H128ZM137 32V33H136ZM146 32V33H145ZM149 32V33H148ZM154 32V33H153ZM178 32V33H177ZM218 32V33H217ZM228 32V33H227ZM111 33L114 35H111ZM116 33V34H115ZM121 33V34H120ZM151 33H153L154 35L156 34V36L154 37V35L152 36V34ZM166 33H168L169 34V36H167V34ZM176 33V34H175ZM182 33V34H181ZM224 33L226 34V35H224ZM81 34V35H82ZM172 34V35H171ZM178 34L180 35V36H178ZM200 34V35H199ZM79 35V34H78ZM101 35V36H100ZM103 35H104V37H103ZM129 35V36H128ZM171 35V36H170ZM195 35V36H194ZM202 35V37H199V36H201ZM218 35V36H217ZM107 36V37H106ZM120 36V37H119ZM122 36V37H121ZM135 36V37H134ZM193 36V37H192ZM76 37H78L77 35H76ZM157 37L159 38V37H161L160 39H158V41H157ZM181 37V38H180ZM195 37V38H194ZM198 37V38H197ZM219 37V38H218ZM85 40H84V39ZM104 38V39H103ZM113 38V39H112ZM154 38V39H153ZM170 38V39H169ZM175 38H176V41L178 40L179 41V43H178V41L176 42L175 41ZM185 40H184V39ZM194 38V39H193ZM200 38V39H199ZM78 39V40H79ZM99 39V40H98ZM124 40V42H121V41H123ZM162 39V40H161ZM182 39V41H183V43L180 41ZM190 39V40H189ZM86 40H88L90 43H92V41L95 43V41L97 40L99 43H97L96 42V46H94L95 44H90L89 42H87ZM101 40H103V41H101ZM109 40V41H108ZM114 40H115V43H113L114 42ZM117 40H118V42H117ZM129 40V41H128ZM153 40V41H152ZM171 40H173V41H171ZM202 40V41H201ZM126 41H128V42H126ZM160 41H161V43H160ZM162 41L164 42V41H166L167 43H162ZM199 43H198V42ZM88 43V44H84V43ZM120 42V43H119ZM131 42V43H130ZM143 42V41H142ZM158 42V43H157ZM194 44H193V43ZM123 43V44H122ZM125 43V44H124ZM128 43V44H127ZM176 43V44H175ZM178 43V44H177ZM263 45H262V44ZM119 44H121V45H119ZM158 44H160V45H158ZM228 46H227V45ZM18 45V46H17ZM80 45V46H81ZM86 45V46H85ZM117 44H115V46H116ZM127 45V46H126ZM154 45V44H153ZM161 45H163V47L161 46ZM200 45V46H199ZM83 46H84V48L86 47V48H88V49H84L83 48ZM89 46V47H88ZM131 46V47H130ZM159 46V47H158ZM169 46L170 45H168V48H169ZM103 47V46H102ZM101 46H100V48H102ZM196 47V48H195ZM226 47V48H225ZM232 49H230V48ZM262 47V48H261ZM17 48V49H16ZM91 48V49H90ZM97 48V47H96ZM95 48V49H96ZM108 49L109 48H111V47H107ZM115 48V47H114ZM113 48V49H114ZM117 48V47H116ZM121 48V47H120ZM121 48V49H122ZM165 48V47H164ZM229 48V49H228ZM83 49H84V51H83ZM94 49V50H95ZM103 49H106V47L104 48L103 47ZM166 49V48H165ZM165 49H163V51L165 50ZM195 49L197 50V51H195ZM261 49H263V50H261ZM16 50V51H15ZM92 51V53H94L95 51ZM124 50V49H123ZM198 50H199V52H198ZM226 50V51H225ZM229 50V51H228ZM21 51V50H20ZM100 51V49L98 50V52ZM106 51V50H105ZM104 50H103V52H105ZM109 51H111V50H109ZM176 51V52H177ZM193 51V53H191ZM202 51H204V52H202ZM233 51V52H232ZM261 51H262V53H263V55H262V53H261ZM102 52V51H101ZM100 52V53H101ZM102 52V53H103ZM195 52V53H194ZM202 52V53H201ZM14 53V54H13ZM199 53H200V55L201 56H199ZM231 53H233V55L231 54ZM258 53H260V54H258ZM84 54V53H83ZM95 54H97L98 56H100V54L99 53H97V52H95ZM192 54H194V55H192ZM91 55V54H90ZM175 55H173V56H175ZM179 55H182V56H179ZM188 55L190 56V57H188ZM226 55V56H225ZM260 55H262V57L260 56ZM183 56H185V58L183 57ZM197 56V57H196ZM229 56H230V58H229ZM256 56V57H255ZM95 57V58H94ZM94 57L93 58H91V60H95V59H97L96 58V55H94ZM161 57V58H160ZM164 57H166V56H164ZM163 57V58H164ZM188 57V58H187ZM192 57H193V59H192ZM200 58V60H199V58ZM15 58H16V60H18V61H16L15 60ZM18 58V59H17ZM187 58V60H185ZM100 59H101V61H102V63L104 64V61H103V58L102 57H100ZM99 59V60H100ZM171 59V60H170ZM180 59V60H179ZM228 59V60H227ZM234 59V60H233ZM235 59H236V61H235ZM255 59V60H254ZM4 60V63L2 62ZM15 60V61H14ZM106 60V59H105ZM170 60V61H169ZM178 60H179V62H178ZM182 60V61H181ZM194 60H196V61H194ZM222 60H223V62H222ZM226 60V61H225ZM231 60V62H228V61H230ZM253 60V61H252ZM258 60V61H257ZM96 61H98V60H96ZM96 61H95V63H96ZM183 62L184 61V63H182L183 64V66L182 67H180V65L179 64H181V62ZM194 61V62H193ZM238 61V62H237ZM17 62V63H16ZM94 62V61H93ZM106 62H107V64H109L110 62L108 61V60H106ZM105 62V63H106ZM156 62H158V63H160L162 66H164V68H165V70H167V68H169L170 70L165 74V72H164V68L160 65V66H158L159 64H156ZM173 62V63H172ZM187 62V63H186ZM214 62V63H213ZM224 62H226V63H224ZM233 62V63H232ZM99 63V62H98ZM101 63V62H100ZM198 63H200V65L198 64ZM13 64H15V65H13ZM107 64H104V67H105V65L107 66ZM154 64H156L157 65V67H155V65ZM181 64V65H182ZM195 64V65H194ZM209 64V65H208ZM212 64V65H211ZM216 64V65H215ZM226 64V65H225ZM254 64H256L255 66H254ZM179 65V66H178ZM190 65V66H189ZM97 66H99V65H97ZM186 66V67H185ZM210 66V67H209ZM15 67V68H14ZM100 67H102V66H99V68ZM162 67V68H161ZM215 68V70H214V68ZM34 67H32V69H33ZM182 69V70H180L179 71V69ZM31 69V70H32ZM101 69V68H100ZM204 69H206V70H204ZM7 70H10V71H7ZM24 70H25V68H24ZM102 70H104V69H102ZM105 70H108L107 69V67L105 68ZM163 70V71H162ZM185 70V71H184ZM188 70V71H187ZM200 70V71H199ZM216 70H218V71H216ZM7 71V72H6ZM13 71V72H12ZM14 71H15V73H14ZM17 71V72H16ZM25 71H30V70H25ZM25 71H24V75H25ZM35 71V70H34ZM33 70L31 71V72H33L32 73V75H31V73L29 72V74L27 75V77H29L30 75H31V77L32 78H34V77H36L37 75H36V73L34 72ZM171 71V72H170ZM187 71V72H186ZM214 73H216V74H213V72ZM220 71V72H219ZM225 71V72H224ZM9 72V73H8ZM10 72H12V73H10ZM22 72V71H21ZM27 72H26V74H27ZM160 72H161V74H160ZM164 74H163V73ZM184 72L187 74H184ZM203 72V73H202ZM5 73V74H4ZM35 73V74H34ZM168 73L170 74V75H168ZM180 73V74H179ZM191 73H193V75L191 74ZM212 73V74H211ZM218 73V74H217ZM220 73H221V75H220ZM223 73H225V74H223ZM3 74H4V76L5 77H3ZM7 74H9V75H7ZM11 74V75H10ZM15 74H17V75H15ZM151 74V73H150ZM178 76H176V75ZM183 74V75H182ZM200 74H203V75H200ZM22 75V74H21ZM36 75V76H35ZM160 75H161V78H160ZM175 75V76H174ZM188 76V77H186V76ZM207 75V76H206ZM166 76V77H165ZM185 76V77H184ZM214 76V77H213ZM21 77V76H20ZM192 77V78H191ZM209 77H211V78H209ZM5 78V79H4ZM19 78V79H18ZM155 78V79H154ZM165 80H164V79ZM170 78V79H169ZM212 78H215V79H212ZM235 80H234V79ZM3 79V80H2ZM7 79V80H6ZM31 79V78H30ZM35 79V80H36ZM156 79H157V81L158 80H160V81H156ZM173 79V80H172ZM187 79L188 80H190V82H192V83H187V82H185V81H187ZM191 79H193V81H191ZM239 79V80H238ZM240 79H241V81H240ZM4 80H5V82H4ZM197 80V81H196ZM200 80H201V82H200ZM210 80V81H209ZM216 80H218V81H216ZM227 80H229V81H227ZM39 81H41V82H39ZM168 82V84H166L167 82ZM182 81V82H181ZM185 82V84H184V82ZM4 82V83H3ZM39 82V83H38ZM163 82V84H161ZM198 83V84H196V83ZM215 82V83H214ZM230 82V83H229ZM232 82V83H231ZM240 82V83H239ZM2 83V84H1ZM36 83V84H35ZM40 83H42L41 85H39ZM51 83H54V82H52L51 81ZM155 83V84H154ZM181 83H182V85H183V89H182V86H181ZM220 83H221V85H220ZM227 83V85L225 86V84ZM37 85V86H35V85ZM56 84V83H55ZM61 84V85H60ZM186 84H188V85H186ZM209 84V85H208ZM230 84H231V88L229 87L230 86ZM27 85H31L30 87H29V90L27 89L28 88V86ZM162 85V86H161ZM170 85H172V87H170ZM179 85V88H180V86H181V89H179L177 86ZM187 86V89L185 88L186 86ZM219 85V86H218ZM223 85V87H221ZM33 86V87H32ZM35 86V87H34ZM42 86V87H41ZM46 86H48V88H44V87ZM61 88H60V87ZM215 86L217 87V88H215ZM224 86H225V88H224ZM233 86H237V87H233ZM173 87L174 88H176L177 90L175 91V89H173ZM208 87V88H207ZM226 87H227V90H225L226 89ZM229 87V88H228ZM240 87L242 88V89H240ZM32 88V89H31ZM33 88H34V90H33ZM36 88V89H35ZM158 88H156L157 90H158ZM167 88V89H166ZM220 88V89H219ZM234 88H237L236 90L234 89ZM26 89V90H25ZM48 89V90H47ZM51 89H52V91H51ZM55 91H54V90ZM220 91H219V90ZM28 90V91H27ZM33 90V91H32ZM38 90H40V91H38ZM171 90V91H170ZM181 90V91H180ZM184 90V91H183ZM187 90V91H186ZM232 90V91H231ZM239 90V91H238ZM25 91H26V93H25ZM38 91V92H37ZM43 93H42V92ZM46 91V92H45ZM50 91V93H48ZM59 91V92H58ZM169 91H170V93L172 92V96H171V94L169 93ZM175 91V92H174ZM177 91H178V93L179 92H181V93H179V94H177ZM188 92V93H186V92ZM227 91V92H226ZM241 91V92H240ZM51 92H53L52 94H51ZM55 92V93H54ZM182 92H185V93H182ZM223 92H224V95H223ZM231 92H233L232 94H231ZM30 94V96H29V94ZM163 93V92H162ZM166 93H165V95H166ZM206 93V94H205ZM239 93H240V95H239ZM245 93V94H244ZM28 94V95H27ZM32 94V95H31ZM55 94V95H54ZM61 94V95H60ZM170 94V95H169ZM185 94H188V95H185ZM222 94V95H221ZM174 95V96H173ZM181 95V97H179ZM207 95V96H206ZM220 95V96H219ZM237 95V96H236ZM170 96V97H169ZM183 96V97H182ZM188 96H189V98H188ZM216 96V97H215ZM219 96V97H218ZM239 96V97H238ZM169 97V98H168ZM174 99H173V98ZM190 97H191V99H190ZM207 97V98H206ZM214 97H215V99H214ZM241 97V98H240ZM61 98V99H60ZM168 98V99H167ZM176 98V99H175ZM183 98H186V99H184L183 100ZM213 98L214 100H212V102H211V99ZM226 98V99H225ZM221 99V100H220ZM222 99H224V101L222 100ZM187 100V101H186ZM192 100L193 101H195V102H193V104H191L192 103ZM199 100V101H198ZM201 100V101H200ZM203 100V101H202ZM219 100V101H218ZM165 101V102H166ZM204 101H205V104H204ZM222 101V102H221ZM164 102V103H165ZM188 102V103H187ZM211 102V103H210ZM216 102H218L217 104H215ZM182 103L184 104V105H182ZM213 103V106L211 105ZM196 104V105H195ZM205 105L204 106V108H203V105ZM214 104H215V106H214ZM61 105V106H60ZM193 105H195V106H193ZM210 105H211V107H210ZM239 105H240V108H239ZM48 106V107H47ZM166 105H163L162 107H165ZM180 106H177V107H179V109H180ZM196 106H198V107H196ZM208 106V107H207ZM33 107L34 108H36V110L34 109V111L32 110L33 109ZM38 107H40V111L38 110L37 111V109H38ZM41 107H43L42 108V111H41ZM53 107V108H52ZM200 107L201 108H203L202 110L200 109ZM210 107V108H209ZM57 108V109H56ZM165 108H169V106H167V107H165ZM174 108H176V106L174 107ZM208 110H207V109ZM212 108V109H211ZM216 109H217V107H215ZM221 108V109H220ZM56 109V110H55ZM63 109V111H62V113H61V110ZM173 109V108H172ZM186 109V108H185ZM198 109H200L201 110V112H199L200 110H198ZM205 109V110H204ZM242 109V110H241ZM57 110H60V112L58 113V111ZM161 110H163V108H161ZM168 110V109H167ZM195 110V112H193ZM207 110V111H206ZM214 110V109H213ZM205 111V112H204ZM216 111V110H215ZM36 112V114L38 115V116H40L39 114L42 112V113H44L45 114V116H43V114L41 113V116H40V119H38L39 117L38 116H36V114L34 115V113ZM50 112V113H49ZM230 112V113H229ZM33 114V115H32ZM59 114L61 115V116H59ZM225 114H228V115H225ZM52 115V116H53ZM19 118H18V117ZM51 116V117H52ZM226 116H229V117H226ZM241 116V117H240ZM13 117V118H12ZM15 117V118H14ZM25 117V118H24ZM37 117V118H36ZM230 117H232L231 118V120L233 121H236V122H232V124H231V122H230V120H229V118ZM14 120H12V119ZM17 118H18V120H20V123H19V121L17 120ZM29 118V119H28ZM54 118V117H53ZM62 118V117H61ZM234 118V119H233ZM238 118V119H237ZM26 119V120H25ZM35 119H36V121H35ZM46 119V120H45ZM58 119V118H57ZM227 120V122H226V120ZM30 120L31 121H35L36 123H38V122H43V123H40V124H37V127H36V123L33 121V122H30ZM37 120H40V121H38L37 122ZM45 120V121H44ZM48 120V121H47ZM17 121V122H16ZM27 121V122H26ZM248 122V123H245V122ZM14 123V124H12V123ZM24 122V123H23ZM47 123V125H46V123ZM52 122V123H51ZM229 122V123H228ZM241 124H240V123ZM26 123V124H25ZM30 123V125H28ZM34 123V124H33ZM239 123V124H238ZM44 124H45V127H44ZM51 124V125H50ZM243 124V125H242ZM247 124V125H246ZM227 125V126H226ZM231 125H233V126H231ZM13 126V127H12ZM90 126L91 125H89V126H86V128L87 129H89L90 128ZM237 126V127H236ZM55 127H57V129L55 128ZM92 127V126H91ZM94 127V126H93ZM92 127V129L91 130H87L86 128V130H84V128H83V130L84 131H86L85 132V135H84V137L85 136H88L87 135V133H89V135L90 136H92V138H91V140L93 141V143L94 144H99V139L101 138H99V136H98V134H100V133H95L96 131H98V130H96L95 128H93ZM231 127V128H230ZM235 127V128H234ZM241 129V131H240V129ZM241 127H243V129L241 128ZM42 128H43V130H42ZM53 128V129H52ZM59 128V129H58ZM234 128V129H233ZM32 129V130H31ZM95 129V130H94ZM219 129V128H218ZM230 129V130H229ZM23 130V129H22ZM35 130V131H34ZM48 130H49V132H48ZM60 130V131H59ZM229 130V131H228ZM236 130V131H235ZM244 130V131H243ZM17 131V130H16ZM25 131V133H26V130H24ZM24 131H19V132H21V133H24ZM57 131V132H56ZM58 131H59V133L61 134V136L59 135V133H58ZM88 131V132H87ZM234 133H233V132ZM249 131V132H248ZM7 132H9V133H7ZM15 132V131H14ZM43 132V133H42ZM71 132V131H70ZM72 132H74V131H72ZM230 132H232V133H230ZM239 134H238V133ZM240 132H242V133H244L243 135H241V133ZM15 133H17L18 134V132H15ZM24 133V134H25ZM33 133H30V135L31 134H33ZM34 133V134H35ZM68 133H69V131H68ZM76 133V132H75ZM75 133L73 134V136H75ZM92 133H95V135H93ZM220 133H221V131H220ZM222 133H224V132H222ZM228 133H230V134H228ZM249 133V134H248ZM7 134V135H6ZM35 134V135H36ZM46 134H47V136H46ZM50 134H52V135H50ZM77 134H79V133H77ZM97 134V135H96ZM235 134V135H234ZM15 135V134H14ZM20 135V134H19ZM26 135V134H25ZM30 135H28V136H30ZM34 135V136H35ZM57 135V136H56ZM217 135V134H216ZM218 135H219V133H218ZM217 135V136H218ZM222 135V134H221ZM226 135V136H227ZM3 136H4V138H3ZM24 136V135H23ZM50 136H51V138H50ZM54 136H55V138L57 139V137H58V139L56 140V142H54L53 141V143H55V144H53L52 143V140L53 139H55L54 138ZM70 136V135H69ZM77 136V135H76ZM75 136V137H76ZM98 136V137H97ZM223 136H224V134H223ZM225 136V137H226ZM261 136H263V138L261 137ZM9 137V138H8ZM33 137V136H32ZM35 137H37V136H35ZM244 137V136H243ZM244 137V138H245ZM255 137V138H254ZM40 138H39V140H40ZM47 138H48V140H47ZM53 138V139H52ZM86 139H88L87 137H85ZM97 138V140H95ZM36 139V138H35ZM37 139H38V137H37ZM36 139V140H37ZM62 139H64V137L62 138ZM82 139H84V138H82ZM1 140H0V143H1ZM47 140V141H46ZM90 139H89V141H91ZM95 140V141H94ZM104 139H102V142H105L106 140H108V138L107 139H105V141H103ZM263 141V144H262V141ZM3 141H2V143H3ZM92 141L90 142L91 144H93L92 143ZM98 143H97V142ZM6 142V143H5ZM2 145L0 144V147H4L3 145H5L6 147H7V145L8 146H10V147H12L14 144H12V146H11V144L9 145V144H7V142H9V141H5ZM37 143H38V141H36ZM41 142V141H40ZM48 142V143H49ZM83 141L81 140V142H79L80 144L82 143ZM101 142V145H102V147H105V148H103V150H105L106 151V149L108 148L107 146H103V143ZM108 142V141H107ZM259 142H261V143H259ZM36 143V145H37V147H38V144L40 145V143H38L37 144ZM79 143H76V145L77 144H79ZM42 144H43V140H42ZM41 144V146L40 147H38L39 149L41 148V149H43V146L44 145H42ZM60 144V143H59ZM83 144V143H82ZM94 144H93V146H94ZM105 145H107L106 144V142L104 143ZM109 144V143H108ZM35 145V146H36ZM75 145V146H76ZM97 145H95L94 146V148L97 146ZM100 145V144H99ZM98 145V146H99ZM100 145V146H101ZM263 145V146H262ZM55 148H54V147ZM56 146H58V147H56ZM62 146V145H61ZM60 146V147H61ZM78 146V145H77ZM76 146V147H77ZM82 146V145H81ZM92 145H90V146H87V147H85L86 149H84V147H80V145L77 147V150L75 149V148H73L72 150L73 151H75V152H79V154H82V152H83V154L82 155H84V154H86V153H90L89 152V150L90 149H92V147H93ZM9 147V148H10ZM15 147V146H14ZM14 147H12L13 148V150L14 151H16L15 149H14ZM45 147V146H44ZM51 147V148H50ZM82 149H84V150H81L80 151V148ZM5 148V147H4ZM57 148V149H56ZM79 148V149H78ZM94 148H93V150H94ZM101 148V147H100ZM100 148H99V151H100ZM263 148V149H262ZM7 149V148H6ZM44 149H43V151H44ZM97 149H98V147H96L95 148V150H94V152H92V153H95V152H97L98 153V151H97ZM102 149V148H101ZM3 150V149H2ZM14 151H12V153H9V152H6V156L8 157L9 155H8V153L9 154H11L12 155V157H13V155H17V151H16V153L14 152ZM64 151V152H63ZM104 151V152H105ZM108 151H109V149H108ZM0 152H1V150H0ZM3 152H5V149L3 150ZM3 152H1L0 153V170L2 171H0V174L1 175H4L6 172V175H8V173H10V175L9 176H11L12 174H15V175H17L19 172L21 173L22 171L20 170H18L17 168L18 167H20V165L18 166V164H17V166L16 167H14L13 166V164L15 163V162H13L14 160H16V159H12L11 157H10V159L11 160H13L12 161V163H11V161L8 159V158H6L5 157V155L4 154H2ZM61 152H62V154H61ZM81 152V153H80ZM107 152V151H106ZM60 153V154H59ZM70 153V152H69ZM101 153H103V151L101 152ZM109 153H110V151H109ZM109 153H107L108 155H109ZM259 153V152H258ZM37 154V153H36ZM39 154V153H38ZM70 154H74V152L73 153H70ZM70 154H67V156L68 155H70ZM78 154V155H79ZM105 154V153H104ZM103 154V155H104ZM111 154V153H110ZM4 155V156H3ZM49 155H50V157H49ZM56 155V156H55ZM72 155H70V156H72ZM107 155V156H108ZM2 156V157H1ZM45 156V157H46ZM57 156H58V158H57ZM60 156V157H59ZM106 156V155H105ZM111 156V155H110ZM4 157V158H3ZM66 157V156H65ZM64 157V160L66 161V160H68V159H66ZM109 157V156H108ZM39 158V159H38ZM48 158H50V159H48ZM54 158V159H53ZM60 158V159H59ZM67 158H70L69 156L67 157ZM4 159V160H3ZM35 159V160H36ZM52 159V160H51ZM71 159V158H70ZM69 159V160H70ZM47 160H51L50 162H47ZM6 161V162H5ZM10 161V162H9ZM108 161V160H107ZM10 163V164H9ZM35 163V162H34ZM259 163V166L258 165H256V164H258ZM12 164V166H10ZM47 164V165H46ZM36 165V166H35ZM44 166H43V168H44ZM51 166V165H50ZM52 166H54V164L52 165ZM12 167V168H11ZM36 167V168H35ZM37 167H39V169L37 168ZM8 168V169H7ZM15 168V169H14ZM13 169V170H12ZM22 169V168H21ZM40 169H41V171H40ZM3 170H5V172L3 171ZM8 170V171H7ZM49 170V169H48ZM14 171H16V172H14ZM19 171V172H18ZM254 171V172H253ZM40 172V173H39ZM36 173V174H35ZM40 174V175H39ZM45 175V174H44ZM8 176V177H9ZM12 176H14V175H12ZM46 176V175H45ZM48 176H49V174H48ZM6 177V176H5ZM39 178V179H38ZM46 178V177H45ZM49 178V177H48ZM40 180V181H39ZM52 180V181H53ZM22 181V180H21ZM26 181H27V183H26ZM36 181V182H35ZM23 182H24V180H23ZM29 182V183H28ZM38 182V183H37ZM86 182H87V180H86ZM89 182V181H88ZM87 182V183H88ZM35 183H37V184H39L38 186L36 185H34ZM44 183V184H43ZM49 183V185H47ZM249 183V184H248ZM252 183H253V185H252ZM30 184H32V185H30ZM45 184H46V186H45ZM84 185H86L85 184V182L83 183ZM90 184L91 183H89L87 186L89 187L90 186ZM251 184V185H250ZM51 185V186H50ZM263 185V186H262ZM47 186H48V188H47ZM56 186H58V184H56ZM55 186V187H56ZM253 186V187H252ZM258 186H260L259 188H258ZM46 187V188H45ZM52 187V188H51ZM86 187V186H85ZM88 187L87 188H85V189H87V191H91V192H93L94 191V188H96L95 187V185L94 186H92V187H90V188H92L93 190H89L88 189ZM246 187H247V189H246ZM254 187H256L257 188V190H256V188H254ZM42 189V190H41ZM59 189V188H58ZM246 189V190H245ZM41 190V191H40ZM243 190H245V191H243ZM254 190V191H253ZM48 191H50V190H47L46 192H47V194H50L51 192H49L48 193ZM56 191V190H55ZM86 191V192H87ZM258 191V192H257ZM53 192V191H52ZM85 192V193H86ZM95 192H96V189H95ZM261 194H260V193ZM54 193V192H53ZM257 193H259L260 195H262L261 196V199H260V201H258L257 199V196L255 195V194H257ZM39 194V193H38ZM57 194V193H56ZM59 194H61V192L59 193ZM88 194H89V192H88ZM93 194H94V192H93ZM97 194V196H98V193H96ZM96 194L94 195V196H96ZM258 194V195H259ZM45 195L46 194H44V196L43 197H45ZM55 195V194H54ZM53 195V196H54ZM63 195V193L61 194V196ZM66 195V194H65ZM64 195V196H65ZM108 195H110V199H115V197L113 196L112 197V194H108ZM108 195H106L105 194V196H107V197H109ZM113 195H115V193H113ZM259 195V196H260ZM39 195H37V197H38ZM54 197L55 199L56 198H61V200H63V197ZM103 196V195H102ZM101 196V197H102ZM154 195H150V194H148V196L146 195V198L148 199V204L147 203H144L145 204V210L144 211H140V212H137V211H139V210H137V211H135V209H137L136 208V205L134 204V208L132 209V208H130L131 210H129L128 208V206H125L126 204H124V205H122V207H123V210L125 209V214H124V211L122 212V214H124L123 215V217L125 216V215H128L127 217L125 216V218L124 219H126V220H128V223L130 224V220L132 221V222H134L133 224H132V222H131V224L135 227V225H136V227L138 228H134L131 224H130V226H131V228L129 227V226H127V227H129V229L128 230H130V231H132L130 234H129V232L130 231H128V230H124V233H123V235L121 236V237H119V236H117V237H114V235H113V237H114V240H112V238L110 237V236H108L109 234H111L112 232H111V229H112V231H114L115 229L113 228V226L111 227V225H113L112 224V222H110V220L109 219H105V216H107V215H104V216H99V217H101L100 219H97L98 221H102L103 223L102 224H98V225H100V226H98L97 224V226H95V228L92 230V232L94 231V230H96V228H97V230L99 231V232H101L102 233V231H104V233H102V235L101 236H99L101 233H99L97 230L96 231H94L95 233H93L94 235H96V233H97V235L96 236H99L98 238L100 239V237H101V239L102 238H105L106 236V238H111V239H109L108 241L107 240H105V239H102L101 241H99V243H100V245L101 246H98V247H102V248H98L97 247V251L96 252H99L100 253V249L101 250H103L104 249V251L105 252H101L99 255L96 253H94L95 255H97V256H95V257H93L94 256V254L93 253H90L91 255H93L92 257L93 258H91V256H90V261L89 260H85V259H82L81 261H83V262H80L79 261V263L80 264H102L103 262L106 264H112L113 262L111 261V260H116L117 258V256L116 255H118L119 253L118 252H120V253H122V251H124V250H126V249H129L130 247V244H131V246L132 247H135V246H137L138 244H140L141 245V242H142V246H144L145 248H143V250L145 249L146 251H147V249H149V247H151L150 246V243H152V245H155L157 242H160V241H162L163 240V237H164V240L163 241H165V242H167L166 240H165V238H168V237H166V235H168L169 236V233H168V230L166 229V227H164L163 226V224L164 223H162L161 224V222H163V220H164V218H165V215L167 214V212H166V206H165V203L164 202H166V200L165 199H162V203L160 202V201H158V203H156L157 202V200L158 199H156L157 197L155 196V197H153ZM41 196H39L38 198H40ZM101 197H100V199H101ZM152 197V198H151ZM86 198V197H85ZM88 198H91V194H90V196L88 197ZM97 198H99V197H96V199L95 200H97ZM151 198V199H150ZM155 200H154V199ZM42 200H43V198H41ZM64 199H66V197H64ZM84 199V198H83ZM99 199V200H100ZM40 200V199H39ZM53 200V199H52ZM60 200V201H61ZM99 200H97V203H96V207L95 206H93V204H92V206L93 207H95L94 209L95 210H97V209H99V212H100V210L102 209V207H108L107 206V204L106 203H110V201L112 202V200H110L109 201V199H107L108 200V202H107V200H105L106 201V203H104L103 201V198L101 199V200H103L102 201V203L104 204V206H101L102 205V203H101V201H100V205H98L99 204ZM153 200V201H152ZM164 201V202H163ZM57 202V201H56ZM114 202V201H113ZM58 203H60V202H58ZM93 203H95V201L93 202ZM108 203V204H109ZM263 203H264V201H263ZM262 203V205H264ZM112 206H114L115 205V202H114V205H113V203H110ZM161 204V205H160ZM253 204V203H252ZM258 204H255V205H258ZM132 205V204H131ZM153 205V206H152ZM157 206V207H154V206ZM101 208H100V207ZM111 206V207H112ZM119 205H117V207H118ZM121 206V205H120ZM119 206V207H120ZM162 206V207H161ZM165 206V207H164ZM259 206H261V205H259ZM92 207V208H93ZM119 207H118V210H119ZM128 207V208H127ZM131 207V206H130ZM152 207V208H151ZM154 207V208H153ZM158 207H159V209H158ZM160 207L163 209V212H162V209H160ZM109 208V207H108ZM116 208V206L113 208V209H110V210H112V212H115L117 209H115ZM121 208V207H120ZM259 208H261V207H259ZM264 208V206L261 208V209H263ZM36 208H34L33 210H35ZM107 209V208H106ZM106 209H104L105 211H106ZM122 209V208H121ZM128 209V210H127ZM156 211H155V210ZM158 209V210H157ZM165 209V210H164ZM38 210V208L36 209V213L38 212L39 213V210ZM43 210V209H42ZM92 210V209H91ZM104 210L102 209V211H101V213H99L98 212V210L96 211V213L98 212L99 213V215H101L103 212H104ZM113 210H115V211H113ZM93 211V210H92ZM166 213H165V212ZM44 212V211H43ZM43 212H40L39 214H41V213H43ZM93 212H95V211H93ZM106 212H109V210L108 211H106ZM105 212V213H106ZM112 212H109V213H107L108 214V216L107 217H109V215H110V213H111V215H112ZM117 213H118V211H116ZM116 212L115 213H113L114 215L116 214ZM130 212V213H129ZM137 212V213H136ZM161 212H162V214L164 213L165 215H162L161 214ZM33 213V212H32ZM35 213V214H36ZM104 214V213H103ZM137 214H139V215H137ZM159 216H158V215ZM98 215V214H97ZM131 215H132V217H131ZM141 215H143V216H141ZM160 215H162V216H160ZM135 216V217H134ZM114 217V216H113ZM131 217V218H130ZM134 217V218H133ZM141 217V218H140ZM160 217H162V219L160 218ZM102 218H104L105 219V221H107L109 224H105L104 223V221L102 220ZM130 220H129V219ZM143 218V219H142ZM158 218V219H157ZM111 219V218H110ZM134 219H136V220H134ZM140 219H142V220H140ZM109 220V221H108ZM139 222H138V221ZM96 221V220H95ZM95 222V223H99V222ZM157 221V222H156ZM160 223H159V222ZM22 222V221H21ZM21 222L19 221L17 224H14V228H13V230L11 231L12 233H11V237L13 236L14 237V239H11V237H10V240H13V241H10V242H12V245H14L15 243V245H17L16 246V248H18V249H20V247L21 246H24V244L23 245H21L20 243H19V241H22V239L24 238V240L22 241V242H24L25 243V241H26V243H27V240H25L26 238L28 239V241H32L33 239L35 240L36 239V236H35V234H37V236H38V233H39V236H40V234H41V232H38V231H35L34 230V228H31L30 229V227H31V225H30V227L28 226L27 228H26V226L29 224V223H26L25 225H21ZM126 222V221H125ZM14 223H16V222H14ZM128 223H126V224H128ZM136 223H138L139 224V226H138V224H136ZM94 224V223H93ZM92 224V225H93ZM103 224L105 225V227H103ZM111 224V225H110ZM121 224H122V222H121ZM157 224V225H156ZM160 224V225H159ZM95 225V224H94ZM108 225H110V227L108 226ZM12 226V225H11ZM49 226V225H48ZM52 226V225H51ZM58 226V225H57ZM90 226V225H89ZM124 226H126V225H123V227ZM60 227V226H59ZM92 227V226H91ZM101 227H103L102 229H101ZM141 227V228H140ZM26 228V229H25ZM41 228V227H40ZM48 228V229H47ZM87 228V227H86ZM110 228V229H109ZM121 228V227H120ZM119 228V229H120ZM6 229V228H5ZM12 229V227H10V230ZM24 230V232H23V230ZM38 229V228H37ZM42 229V233H43V231H44V234H47L46 232H48L51 236H52V233H53V231L54 230H59V228H57L56 227V225H55V227H46V229L45 228H41ZM124 229V228H123ZM126 229V228H125ZM137 229V230H136ZM141 229V230H140ZM2 230V229H1ZM0 230V231H1ZM29 230V231H28ZM32 230H34V231H32ZM40 230V229H39ZM46 230H48V231H46ZM51 230H53L52 231V233H51ZM88 230H89V228H88ZM88 230H86V231H88ZM91 230H89L88 232H90ZM140 232H139V231ZM167 230V231H166ZM41 231V230H40ZM46 231V232H45ZM50 231V232H49ZM60 231V230H59ZM59 231H57V232H59ZM63 231V230H62ZM68 231V230H67ZM66 231V232H67ZM86 231H85V233H86ZM119 231V230H118ZM117 231V232H118ZM126 231V232H125ZM133 231H134V233L135 234H133ZM166 231V232H165ZM37 232V233H36ZM55 232V231H54ZM57 232L55 233V234H57ZM66 232H64V233H66ZM88 232H87V236H88ZM108 234H107V233ZM150 232V233H149ZM163 232H165L166 234H162ZM63 233V234H64ZM121 233V231H120V234H122ZM128 235H127V234ZM44 234H43V237H44V239L47 237L46 235L44 236ZM59 234H60V232H59ZM62 234V235H63ZM99 234V235H98ZM106 234V235H105ZM114 234V233H113ZM115 234H116V232H115ZM151 234V235H150ZM157 235V236H155L154 237V235ZM1 235V234H0ZM35 236L34 238H32V237H28V236ZM48 235V234H47ZM49 235V236H50ZM58 235V234H57ZM64 235H66V236H64ZM63 236L64 237H67V233L66 234H64ZM118 235V234H117ZM134 235H136L135 237H134ZM144 235V236H143ZM147 235V236H146ZM148 235H150V236H148ZM161 235L162 237V240H160V237L159 236ZM3 236V235H2ZM38 236V237H39ZM93 235L91 234V237H92ZM116 236V235H115ZM125 236V237H124ZM153 236V237H152ZM1 237V236H0ZM3 237H5V236H3ZM3 237H1L2 239H3ZM12 237V238H13ZM17 237V238H16ZM26 237V238H25ZM137 237H138V239H137ZM140 237V238H139ZM146 237V238H145ZM154 238V240H152L153 242H150L149 243V239L148 238ZM0 238V239H1ZM7 238V237H6ZM4 238V240L6 241H9V238ZM16 238V239H15ZM39 238H41V237H39ZM62 238V237H61ZM67 238H69V239H65L66 240V242L67 241H69L70 243L69 244H71V237L69 236V237H67ZM122 238V239H121ZM155 238H157V239H155ZM169 238H170V236H169ZM18 239V240H17ZM47 239H50L51 240V237L49 238H46V240ZM52 239H53V236H52ZM64 239H62L61 241H59V243H61L62 245H65V240ZM131 239V240H130ZM141 239V240H140ZM14 240H16V241H14ZM37 240V239H36ZM35 240V241H36ZM40 240V239H39ZM84 240H87V237H86V239H83L82 241H84ZM123 240V241H122ZM139 240V241H138ZM143 240V241H142ZM148 240V242H146ZM4 241V242H5ZM41 241H43L42 239H41ZM41 241H36L37 242V244L39 243V242H41ZM113 243H112V242ZM126 241V242H125ZM138 241V242H137ZM151 241V240H150ZM3 242V241H2ZM13 242H14V244H13ZM30 242H28V243H30ZM36 242H33V243H36ZM65 242V243H64ZM90 242V241H89ZM102 242V243H101ZM111 242V243H110ZM114 242H116V243H114ZM133 242V243H132ZM137 242V243H136ZM140 242V243H139ZM144 242H146L147 243V245L149 244V247H146L145 246V243ZM170 242V241H169ZM82 243V242H81ZM81 243L79 244V245H81ZM86 245H88L86 242H84ZM84 243H82V244H84ZM103 243H105V245H106V247L105 246H102L103 245ZM107 243V244H106ZM155 243V244H154ZM7 244H8V242H7ZM11 244V243H10ZM32 243H30V245H31ZM37 244H35L36 246H38ZM40 245L42 244V243H39ZM61 244H58V245H60L61 246ZM110 244H112L113 245V247L114 248H111L110 246H112V245H110ZM114 244H115V246H114ZM118 244V245H117ZM122 244V245H121ZM159 244V243H158ZM157 244V245H158ZM164 243L162 242V245H163ZM168 244V243H167ZM170 244V243H169ZM27 245V244H26ZM30 245H27V247H29ZM110 245V246H109ZM116 245H117V247H116ZM126 245V246H125ZM156 245V247H158ZM159 245H161V244H159ZM160 246V248H161V251H162V249H164L165 248V244H164V246ZM10 246V245H9ZM32 247L31 248H33L34 249V245L32 244L31 245ZM121 246V247H120ZM128 246V247H127ZM167 246H169V245H166V247ZM39 247H41V246H39ZM65 247H66V245H65ZM122 247H123V249H122ZM127 247V248H126ZM154 247V246H153ZM61 248L63 249L64 247L63 246H61ZM61 248L59 247V249L61 250ZM79 248V247H78ZM106 248V249H105ZM147 248V249H146ZM159 248V247H158ZM35 249H37V248H35ZM65 249V248H64ZM99 249V250H98ZM151 249V248H150ZM154 249V248H153ZM166 249H168V248H166ZM165 249V250H166ZM155 250H157V251H160L159 249H156L155 248ZM169 250V249H168ZM168 250H166V251H168ZM36 251V250H35ZM61 251H63V250H61ZM80 251V250H79ZM136 251H138V250H136ZM139 251H141V249L139 250ZM166 251H164V253H163V255L165 254V252ZM94 252V251H93ZM152 252V250H150V253ZM155 252V251H154ZM37 253H38V255H40V254H42V252H41V250L40 249H37ZM79 253V252H78ZM149 253V254H150ZM153 253V252H152ZM152 253L150 254L151 256H153V260H154V256H156V257H158V255L160 254H162V253H158L157 252V254H153L152 255ZM79 254H81V253H79ZM84 255H85V253H83ZM82 254V255H83ZM105 254V255H104ZM110 254V255H109ZM113 254H115V256H113ZM149 254L147 255L148 257H150L149 256ZM88 255H89V253H88ZM88 255H86V256H88ZM107 255V256H106ZM160 255H159V257H160ZM166 255V254H165ZM165 255H164V257H165ZM75 256H77V255H75ZM119 256V255H118ZM162 256V255H161ZM163 257V258H164ZM73 258H74V255H73ZM85 258V257H84ZM106 258V259H105ZM139 258V257H138ZM142 258V257H141ZM140 258V259H141ZM151 258V257H150ZM161 258V257H160ZM76 260H78L77 258H75ZM109 259V260H108ZM121 259V258H120ZM123 259V258H122ZM121 259V260H122ZM140 259H138V260H140ZM156 259V258H155ZM159 258H157V260H158ZM3 260V259H2ZM153 261V262H158V261ZM109 261V262H108ZM116 262H117V260H116ZM116 262H114V263H116ZM123 262V261H122ZM141 262H142V259H141ZM140 262V263H141ZM143 262H144V257H143ZM142 262V263H143ZM150 262V261H149ZM12 263V262H11ZM103 263V264H104ZM113 263V264H114ZM147 263V262H146ZM0 264H7L6 263V261H1L0 260ZM72 264V263H71ZM73 264H75V263H73ZM182 264H184V263H182ZM188 264V263H187Z\"/></svg>",
  "mask_w": 264,
  "mask_h": 264
}]
</instances>
